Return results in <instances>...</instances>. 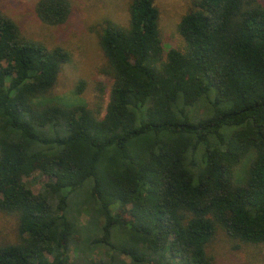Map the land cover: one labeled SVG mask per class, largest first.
Returning a JSON list of instances; mask_svg holds the SVG:
<instances>
[{"label": "trees", "instance_id": "16d2710c", "mask_svg": "<svg viewBox=\"0 0 264 264\" xmlns=\"http://www.w3.org/2000/svg\"><path fill=\"white\" fill-rule=\"evenodd\" d=\"M36 13L61 26L72 4ZM129 18L100 32L99 110L52 100L71 52L0 10V213L18 221L0 264H216L219 233L264 247V5L195 0L167 52L154 0Z\"/></svg>", "mask_w": 264, "mask_h": 264}, {"label": "rangeland", "instance_id": "374dc122", "mask_svg": "<svg viewBox=\"0 0 264 264\" xmlns=\"http://www.w3.org/2000/svg\"><path fill=\"white\" fill-rule=\"evenodd\" d=\"M72 13L61 26L42 22L36 13L38 0H0V10L21 28L22 34L49 48L61 46L72 54L70 63L63 66L53 90V101L66 105H86L105 110L109 102L112 80L106 74L107 59L100 46V32L109 22L129 24V5L132 0H70ZM195 0H154L160 12L159 27L165 51L184 50L186 41L179 31L182 18L193 8ZM264 5V0H259ZM84 82V90L79 85ZM38 192L49 179L35 173L28 179ZM18 239V221L0 213V246ZM216 264H264V247L244 245L234 249V243L223 233L215 238L211 251Z\"/></svg>", "mask_w": 264, "mask_h": 264}]
</instances>
